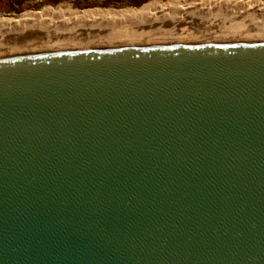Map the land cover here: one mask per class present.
I'll list each match as a JSON object with an SVG mask.
<instances>
[{
  "label": "water",
  "instance_id": "obj_1",
  "mask_svg": "<svg viewBox=\"0 0 264 264\" xmlns=\"http://www.w3.org/2000/svg\"><path fill=\"white\" fill-rule=\"evenodd\" d=\"M0 264H264V45L0 64Z\"/></svg>",
  "mask_w": 264,
  "mask_h": 264
},
{
  "label": "bare ground",
  "instance_id": "obj_2",
  "mask_svg": "<svg viewBox=\"0 0 264 264\" xmlns=\"http://www.w3.org/2000/svg\"><path fill=\"white\" fill-rule=\"evenodd\" d=\"M239 45H264L263 4L187 0L134 15L0 16V64L63 54Z\"/></svg>",
  "mask_w": 264,
  "mask_h": 264
},
{
  "label": "rangeland",
  "instance_id": "obj_3",
  "mask_svg": "<svg viewBox=\"0 0 264 264\" xmlns=\"http://www.w3.org/2000/svg\"><path fill=\"white\" fill-rule=\"evenodd\" d=\"M181 1L187 0H0V16L17 18L19 16H35L48 12L61 15L96 12L134 15L142 10H152L166 4L171 5ZM242 1L247 4L257 3L264 5V0Z\"/></svg>",
  "mask_w": 264,
  "mask_h": 264
}]
</instances>
